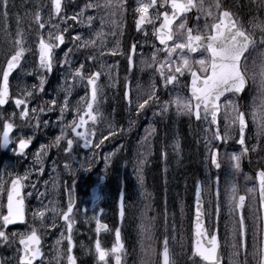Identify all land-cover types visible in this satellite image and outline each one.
<instances>
[{"label":"snow or ice","instance_id":"snow-or-ice-1","mask_svg":"<svg viewBox=\"0 0 264 264\" xmlns=\"http://www.w3.org/2000/svg\"><path fill=\"white\" fill-rule=\"evenodd\" d=\"M15 5L11 0H0V19L4 23L5 36L11 35L12 47L5 54V66L0 69V109L8 105L11 101L14 108L19 111H12L7 116L0 115V146L5 149L9 147L19 158L27 155V149L32 144L33 137L23 134L18 120L25 125H30L34 128L41 126L39 115L46 110L52 112L56 110L57 99L53 98L44 102V106L30 107L32 100L37 92H44L46 78L41 75L39 83L31 85L14 93L10 86V77L13 72L21 66V62L25 58L26 52H31L32 49L28 46V41L24 38V32L20 27L21 18L15 15L16 31L11 33L8 26L10 8ZM64 0H50V7L47 18L41 14L40 10L32 13L33 21L41 30L38 36V69L45 72H52L55 57V50L65 44V33L67 28H59L58 25L51 23L54 17L60 18L61 22L65 19H70L74 22H82L80 17L88 9H96L103 11L105 9H115L121 16L126 12V0H104L101 4L99 0L85 4L84 8L71 17L65 14ZM261 9V15H264V0H259L257 5ZM166 9V10H165ZM215 9V11H213ZM150 10L154 15H150ZM137 14L136 26L138 30L143 31L146 26L151 25L153 28V37L162 46L155 48L151 56V63L148 67H153L154 71L162 79V88L167 89L172 86L174 89L180 84V79L185 77L187 73L190 76V83L184 85V89L190 92L187 98L177 94L176 96L161 100L159 90L153 84L151 89L143 98L137 97L135 104V113L139 116L142 112L151 108L153 105L159 106V113L153 115H164L168 113L172 106H175L176 113L179 115H187L193 117L197 121L208 123L207 131L211 133L212 140L226 142L228 129L235 127L239 132L238 143L242 147V151L237 154L233 153L229 158L233 173H238L241 170V160L249 152V148L245 142V130L248 126L247 114L242 110V106L238 103L239 99H243L250 81L255 83L259 80L260 83V102L256 109L254 101V111L251 113L254 123H258L261 131H264V53L260 54L259 61L250 60L252 53L258 48H264V20L253 16L251 21H248L249 27L245 26L236 12L232 11L221 0H215L212 5L205 6L204 0H138V6L134 9ZM113 15L116 13L113 12ZM194 17L193 23L195 27L188 26L189 15ZM203 17L204 25L203 32L200 28V21ZM96 18L89 15L86 17L87 26L91 29ZM159 21V26L156 24ZM47 23V31H44ZM104 27V19H100L101 31L95 33V39H86L77 34L71 37L73 43L80 49H99V55L104 56L106 53L102 50L105 47L104 36L102 31ZM115 35V33H112ZM147 36V33H145ZM137 44L133 43L128 52V63L134 66V57L136 55ZM72 49H68L64 53L63 65L68 67L71 82L65 80L64 97L62 99L60 112L61 133L56 136L51 145H41L40 151L34 154L35 161L41 164L38 169L43 172V155L47 154L50 147L61 146L64 142V151L71 153L73 145L78 140L83 141L85 148L93 146V140L96 136L95 125L98 120L102 119V113L99 110L98 98L102 97L103 92L99 85V80L102 76L101 71H87L85 63H80L75 70L71 68L69 56ZM116 56L119 53L118 47L110 53ZM192 54H198L200 59H192ZM158 55H163V59H158ZM97 61L96 55H89L85 62ZM252 65L250 68L249 65ZM87 71V75L85 74ZM111 71V70H110ZM111 78V77H110ZM76 81L85 83L86 93L81 100L83 106L78 105L75 108L76 116L68 123H64V114L69 109V97L72 93V88ZM139 87V86H137ZM233 97V99H229ZM124 98L128 105L132 106L131 84L126 82L124 85ZM223 99V103H221ZM35 122L34 124L32 122ZM91 121L92 127L89 128ZM224 122V133L221 132V123ZM44 126L48 125V121H44ZM132 122H129L131 128ZM83 129V131H79ZM69 130L73 133V138H68ZM123 128H113L109 125L108 134L101 133V139L95 143V147L99 148L105 140L110 137H115L118 132H123ZM155 128L151 131L146 130L144 140L155 134ZM19 133V134H18ZM208 147V160L217 170L221 169V158L219 148H213L211 141H206ZM123 147V146H121ZM174 149L179 152L180 143L177 141ZM43 154V155H42ZM163 156L167 159L168 153L164 152ZM110 159V157L105 158ZM144 160L139 162L138 179L143 184L144 177L143 164ZM83 167V165H81ZM66 169H70L68 164H65ZM8 179L5 180L3 175H0V191H7L6 214L0 211V241L7 242L8 234L2 230L8 225L14 224L17 221L23 222L25 219L24 197L22 191L25 187V182L29 181L31 171H25L23 175L15 172H6ZM255 180L258 181V188L249 189V192H259L261 205L264 206V167L259 168L256 172ZM10 185L9 188H5ZM32 187H35L33 184ZM207 188L210 196L213 197L215 203L214 230L209 231L204 224L205 213L202 211V196L201 193ZM214 188V190H213ZM95 191V190H94ZM31 195V193H28ZM43 195V193H41ZM220 177L217 176L212 181L211 186L207 184H198L196 187V205H195V240L193 256L199 257L206 264H222L220 255L221 243L218 228V220L220 213ZM97 199L99 197H96ZM246 195L239 194L237 186L232 183L226 189V205L229 212L236 214L235 223L232 228V262L231 264H248V229L244 215ZM75 201L69 194L66 210L61 212V218L66 224V232L61 233V240H57V245L62 243V240L67 241V248L64 252L66 264H78L76 255L73 254L75 243L72 239V230L74 220L72 214L74 212ZM49 211L47 206L43 209H37L33 212L34 218L43 220L45 213ZM56 212V209H51ZM120 217L123 219L125 215L124 197H120L119 206ZM261 223L264 224V217H261ZM96 232L101 229H107V225L96 221ZM152 225L142 224L141 231L145 234V238H150ZM264 233V229H261ZM12 235H17L13 233ZM256 232H253V252L251 256L256 261V264H264V243L260 246L256 244ZM116 243L111 249L102 247L99 239L95 241V253L98 260L103 264H108V258L114 257L115 264H122V255L125 252L124 243L121 238L119 229L115 230ZM19 245L22 248L18 249L17 264H36L37 260L43 264L44 253L42 251V241L38 230L33 226L27 233L21 234ZM243 254V261L238 258ZM0 264H11V261L0 260ZM162 264H175L172 253L169 249L168 239L163 241Z\"/></svg>","mask_w":264,"mask_h":264},{"label":"rangeland","instance_id":"rangeland-1","mask_svg":"<svg viewBox=\"0 0 264 264\" xmlns=\"http://www.w3.org/2000/svg\"><path fill=\"white\" fill-rule=\"evenodd\" d=\"M90 0H67L68 6L65 8V14L67 17H71L74 14L80 12L85 4L89 3ZM91 2H95V0H91ZM99 2L101 4L104 3V0H99ZM114 12L113 9H105L103 11H97L96 9H88L84 15L82 17H80V20L82 22H74L70 19H65L63 20V22H61V20H55L52 19L51 23L58 25L59 28L63 29V28H67L68 31L70 32L72 36H75L77 34L81 35L83 38L86 39H95V33L97 31H101L100 28V19L101 17H103L104 19V27L102 29V31L105 33L104 36V42H105V48L109 47V46H114L115 40L114 35L112 33H114L113 31V26H117L118 28H120V22L119 19L116 18H112L113 15L112 13ZM48 12H45V19L47 18ZM93 16L96 18L92 28L90 29L87 26V21H86V17L87 16ZM47 31V28L46 30ZM145 33H147V36L145 35ZM38 37H35L34 39L28 40V46L32 49L31 53L34 55L35 50H38ZM142 41L144 43V45L146 47H142L141 49H139L141 52H139L138 54V59H137V63L138 65L141 64L143 62V51H145L144 53H149L152 54L155 51V48H153V45L156 46V48H159L155 42V39L153 37V28H149L144 32V35L141 37ZM118 42V40H117ZM129 46V45H128ZM102 49V50H103ZM99 49L97 51V61L95 62L97 65H101V63H103V59L102 56L99 55ZM29 54L28 60H26V63L24 65V67L18 72V74L16 75V77L13 80V88L15 93H18L20 90H22L25 87H29L30 90V86L31 85H36L35 82H39L40 76L43 75L46 78V83H48V79L49 81H51V83H55V87L51 88V89H44L43 92V103L45 101H49L53 98L57 99V106H56V110L50 112V115L44 117V121H48V125L45 127L44 126V121L42 122V125L44 126V128H46V130L48 131L46 133V137L47 139H52V141L54 140V138L56 136H59L61 133V127L63 126L60 123V112H59V108L61 106V101L64 97V86H65V80H69V82H71V77L69 76V70L67 66H61L60 71H61V77L59 78H49V75L47 74L48 72H43L42 70L38 69V65L36 66L34 63V57L32 56V54ZM264 53L263 50H261L259 53H256L253 57L252 60H256L257 62L259 61V57L260 54ZM59 58L61 57V55L58 56ZM64 57V55L62 56V58ZM158 57H160V55H158ZM69 60L72 62L73 61V57L69 56L68 57ZM164 57H161V60ZM63 60V59H60ZM101 62V63H100ZM252 67V65L250 64V68ZM147 69L146 66H144L143 68L139 69L140 71L138 72L139 75L143 74L144 71ZM138 75V76H139ZM186 76V74H185ZM185 78L183 77L180 79V84L174 89H172V92H168L169 97L172 98L174 96H176L177 94L181 95L183 97V93L181 91V88L183 87L184 83H185ZM36 80V81H35ZM119 83V80H112L110 81L111 85L116 86L115 88H117V84ZM163 83V81H162ZM258 86L259 80H257L255 82ZM53 85V86H54ZM50 86V85H49ZM139 86V87H137ZM103 95L102 97L98 98V102L100 104H107L108 101H110V99L113 97L112 94H117L115 91H113L112 94H109L110 91L107 92V94H105V89H104V83H102L100 85ZM82 88L86 89L85 87V83L82 81H76L74 83V86L72 88V93L71 96L69 97L70 100V104H69V109L65 112L64 114V123H68L70 122L74 117H75V108L78 105L83 106V101L81 100V97H84L82 94H78L82 92ZM133 88L135 90V104H136V100L137 97L143 98V90H142V85L140 83V81L135 80L134 81V85ZM111 89H113V86L111 87ZM87 90V89H86ZM260 91L261 90H252L251 92H248V105H247V112H248V117L250 120V128H249V140L252 141L251 144V150L252 152H254L255 155V159H257L263 166H264V131H261V129L258 127V123H254L252 120V115L251 113L254 111V101H255V105H256V109H258L259 106V102H260ZM112 96V97H111ZM174 106V105H173ZM31 107H36V105H32ZM135 107V105H134ZM175 108V106H174ZM99 110L101 111V106L99 105ZM101 123H103L102 120H98V122L95 125V129H96V136L93 138L94 139V143H98L99 140L101 139V133H103V135H107L108 134V128L109 125H112V122H108V124H105V126H102ZM203 124V130H202V134H201V143H202V147H201V151L204 152L205 154V159L207 160V165H205L207 172V176L204 179V184H207L209 186H211V183L213 180H215V178L217 176L220 177V189H221V195H220V213H219V220L222 219L221 218V212H222V206H223V201L224 199H226V189L229 188V186L232 184L233 180V170L231 168V161H230V157L233 153H237L234 149H233V143L235 142L234 139L237 140V138L235 137L237 129L234 127H231L228 129V136L230 137V139H228L226 142H219V141H214L212 140L211 137V133L207 131L208 129V123L202 121ZM143 126L145 127L144 130H142V133H146V130L150 131V126L148 124H143ZM89 128L92 127L91 121L89 122L88 125ZM221 127V132L222 134L224 133V122L221 123L220 125ZM236 129V131H235ZM79 131H83V129H79ZM22 132L25 135L28 136H35V128H31L28 129L27 127L22 128ZM69 133L70 130H69ZM179 132L176 131V129L173 131H171L170 133V139L168 142V146H169V150L174 152L175 154H177V158H179L181 155L179 154V152H177L174 149V145L177 142V134ZM19 134V133H18ZM73 133L69 138H73ZM146 135L142 134V136L140 137V141L139 144L140 146H144V144L148 141V147H152L153 145H155V143L157 142V140L155 139L154 143H152V140L148 139L147 141L144 140V137ZM237 136H238V132H237ZM158 139V143L161 144V139L160 135L156 136ZM200 137V136H199ZM118 141L115 143L114 146L110 147V146H106V149L104 151V159L106 157H110V154H115L117 151H119V148L121 146H123L126 143V140L123 137H119L117 138ZM206 141H211V145L214 148V145H218L219 148H221V172L219 174L214 173L212 170L209 169V164H208V156L206 155L207 151H208V147L206 145ZM79 142H75L74 145L78 144ZM114 143V142H113ZM152 143V144H151ZM217 143V144H216ZM233 144V145H232ZM41 145H45V142L43 139H41L39 141V143L36 145V148L34 150H32L29 154H28V158H25L23 160H21L23 163L22 165L18 166L20 168V173L21 175H23V173L25 171H31V175L29 177V181H26V184L28 185L27 188H31V191L33 193H35V197L36 199H30V205H29V217H30V226H28V228L31 230V228L34 226L37 230L38 233L44 238H46L45 242H44V247L46 252L48 253V255L45 257L44 259V263L45 264H62V262H64L66 264V259L65 257L62 256V258H60L61 256V251H64L65 249H63L62 247L64 245L60 244L57 245L56 241L57 240H61V233H64V235H67L66 232V224L65 222L62 220L61 218V212L66 210V205L68 203V199H69V194H67L66 192V196H64V198H62V200L58 199V195L61 192L62 189V177L65 174H68L70 172L69 169L65 168V164L60 163V165H58L55 160L50 161L49 164L46 166L45 164L42 165L43 166V172H39L38 169L41 167V164L37 163L35 161L34 158V154L40 151V147ZM95 145V144H94ZM132 146L135 145V143L131 144ZM102 146V145H101ZM145 146V147H146ZM144 147V148H145ZM64 148V146H63ZM105 148V147H104ZM143 148V149H144ZM149 148V150H150ZM98 149L95 146L89 148V149H83V148H79V147H73L72 152L74 153V155L71 153L69 154V158H71V161L66 162L68 165H72L73 168L71 171L74 170L73 172V176L74 174H76V172H78V170L80 169L82 171L81 173V179H80V184H79V192H78V196H77V200L75 199V207H74V212L72 214V218L74 220V224H73V230H72V238L77 241L78 239H76V235L75 232L78 231L79 234L81 235H89V228L94 229L95 234L96 233V228H95V224L97 219H101V220H108L109 219V210L106 209H101L102 204L104 205L105 199L106 202H111V200H116L113 199L110 196H108V190L105 189L104 186V194L103 196L99 199V200H92L90 195L86 196V190L88 189V185L84 179H85V174L89 173L90 176H92L95 181H99L101 176H103L102 172H105L106 166H107V162L109 161V159H105V161L103 162V165L100 166L98 165V163L96 162V159L100 156L97 157V153H98ZM141 149V150H143ZM75 151H77L78 153H80L81 155V160H76L78 159V155L75 154ZM150 151L147 152V155L149 154ZM209 153V152H208ZM43 155V154H42ZM44 156V155H43ZM73 156V158H72ZM80 157V156H79ZM119 157H122V155H119ZM10 157L6 158V163H1L0 161V175L4 176V179L7 180L8 177L7 175H5L6 172H15L17 171V168L15 166H13L12 162H14L13 160L9 159ZM118 158V157H117ZM162 162H158V164L160 165ZM81 165H83V167H81ZM138 167H139V163L137 165V167L134 166H130L129 167V174L135 177H138ZM96 168V169H95ZM102 171V172H101ZM173 171L176 172V179H175V183H174V191L171 190V188H169L168 191V197H167V193H164L163 187L160 186L159 188V195H158V199L157 201L163 206L165 207L166 204H169L172 202L173 196H176L178 201H179V197H180V192L183 189L184 185L186 184V180L185 178H181L180 175V171H177L176 166H174ZM85 172V173H84ZM212 173V174H211ZM129 174H124L125 178H129ZM75 178V177H73ZM77 178V177H76ZM76 180V179H75ZM241 181H242V188H246L244 191V194H248L250 197L254 194V192H249V189H253L250 185H252L253 183V179L251 178L250 174H245V175H241ZM121 185H124L126 183V181H121L119 182ZM35 185V187H32V185ZM101 186V184H99ZM194 188H195V184H194ZM69 189L71 190H75V186L74 184L69 185ZM214 190V188H213ZM29 192V191H28ZM65 192V191H64ZM194 192V189H193ZM205 192L207 197H209V200H207L206 202H208V204L210 203V209L208 211V216L211 217L214 221L216 220V217L214 216V211H215V203L211 202L213 199L212 196L209 195L207 188H205ZM41 193H43V195H41ZM86 193V194H85ZM193 194V193H192ZM166 196L165 197L163 196ZM73 198V197H72ZM74 200V199H73ZM109 200V201H108ZM186 202H187V196H186ZM226 202V201H224ZM4 197L2 195V191H0V210L2 209V207H4ZM45 206H47V208L49 209V211H47L45 213V217L43 218V220H41L40 218H34L33 217V212H35L37 209H43ZM191 206H192V200H191ZM256 204L254 202V200L247 202L245 204V208H244V215H245V219H246V225H247V229H248V252H249V256H248V264H256V261L253 259V257L251 256V253L253 252V232L257 231V221L255 219V222H253V220H249V216H254L257 213V209H255ZM51 209H56V212L51 211ZM226 212L229 211L227 205L225 206ZM231 215L234 217V222H235V216L236 214L233 212H230ZM254 213V215H253ZM230 215V216H231ZM79 217L81 220L79 221V219L77 217ZM253 218V217H252ZM179 219H181V221L183 222L182 219V213L181 210H179ZM79 222H81V224L85 225V228H87V230H85V228H80L78 226ZM228 222V221H227ZM224 222V228L226 227V224ZM175 225V224H174ZM232 226L228 227V231H232ZM4 230V229H2ZM30 230H25V229H21L20 231L17 230H4L7 234H8V241L4 242V241H0V246H3L4 248H7L6 251H2L0 250V260H8L11 261V264H17V257L19 255L18 253V239L21 238V234H24L25 231L29 232ZM13 233H16L17 235H12ZM159 234H162V231L159 232ZM99 235V234H98ZM100 236V235H99ZM103 240L104 242H113L111 244V246L109 247V249H111V247L116 243V238H115V233H106L104 235L101 236L100 240ZM63 241V240H62ZM102 242V241H101ZM231 242V241H230ZM11 248H10V245ZM150 243H152V241H150ZM226 245L229 244V239L227 238L225 240ZM232 243L231 242L230 245L226 246L225 249L227 248V250L224 249V253L226 252V257H227V264H231L232 262V252H233V248H232ZM256 244L258 246V239L256 237ZM86 251L87 252H91L92 249L91 247H89V245L86 246ZM228 253V254H227ZM114 259V257H112V260ZM239 260L243 261L244 257L243 254H241V256L238 258ZM108 264H111L110 262H108ZM192 264H197L196 262H192Z\"/></svg>","mask_w":264,"mask_h":264},{"label":"trees","instance_id":"trees-1","mask_svg":"<svg viewBox=\"0 0 264 264\" xmlns=\"http://www.w3.org/2000/svg\"><path fill=\"white\" fill-rule=\"evenodd\" d=\"M11 3L15 5L14 8H10L8 20L9 30H16V21L14 19L15 15H19L21 18L20 27L23 32H29L31 30L38 29L37 25L33 21L32 13L38 10L37 0H11ZM4 21L0 19V33H4ZM87 261V260H86ZM85 261V262H86Z\"/></svg>","mask_w":264,"mask_h":264},{"label":"water","instance_id":"water-1","mask_svg":"<svg viewBox=\"0 0 264 264\" xmlns=\"http://www.w3.org/2000/svg\"><path fill=\"white\" fill-rule=\"evenodd\" d=\"M195 205H196V202H195ZM202 211H203V201H202ZM194 234H195V219H194Z\"/></svg>","mask_w":264,"mask_h":264}]
</instances>
